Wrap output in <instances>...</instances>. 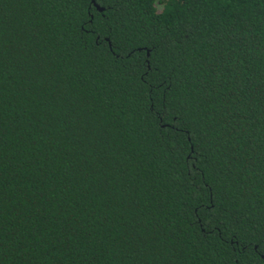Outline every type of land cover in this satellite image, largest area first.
<instances>
[{"label":"trees","instance_id":"obj_1","mask_svg":"<svg viewBox=\"0 0 264 264\" xmlns=\"http://www.w3.org/2000/svg\"><path fill=\"white\" fill-rule=\"evenodd\" d=\"M0 264H264V0H0Z\"/></svg>","mask_w":264,"mask_h":264}]
</instances>
